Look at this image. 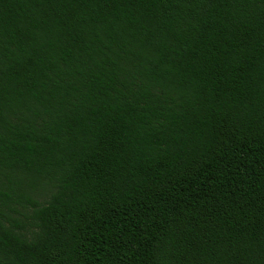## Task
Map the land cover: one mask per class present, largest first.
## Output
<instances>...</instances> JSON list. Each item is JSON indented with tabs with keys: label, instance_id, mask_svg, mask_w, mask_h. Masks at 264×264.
Masks as SVG:
<instances>
[{
	"label": "trees",
	"instance_id": "16d2710c",
	"mask_svg": "<svg viewBox=\"0 0 264 264\" xmlns=\"http://www.w3.org/2000/svg\"><path fill=\"white\" fill-rule=\"evenodd\" d=\"M0 264H264V0H0Z\"/></svg>",
	"mask_w": 264,
	"mask_h": 264
}]
</instances>
